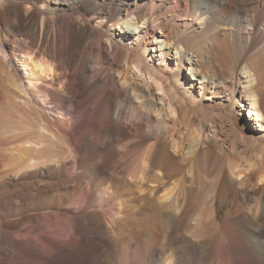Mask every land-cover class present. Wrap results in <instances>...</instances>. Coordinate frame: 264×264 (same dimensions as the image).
Wrapping results in <instances>:
<instances>
[{
  "label": "bare ground",
  "instance_id": "1",
  "mask_svg": "<svg viewBox=\"0 0 264 264\" xmlns=\"http://www.w3.org/2000/svg\"><path fill=\"white\" fill-rule=\"evenodd\" d=\"M0 264H264V0H0Z\"/></svg>",
  "mask_w": 264,
  "mask_h": 264
},
{
  "label": "rangeland",
  "instance_id": "2",
  "mask_svg": "<svg viewBox=\"0 0 264 264\" xmlns=\"http://www.w3.org/2000/svg\"><path fill=\"white\" fill-rule=\"evenodd\" d=\"M245 112H246V113H244V116H247L248 109H246V111H245ZM142 214H143V215H142ZM142 214H141V215H142V216H144V217L147 219V215H146V214H144V213H142ZM142 216H141V217H142ZM144 217H143V218H144ZM148 220H149V218H148Z\"/></svg>",
  "mask_w": 264,
  "mask_h": 264
}]
</instances>
